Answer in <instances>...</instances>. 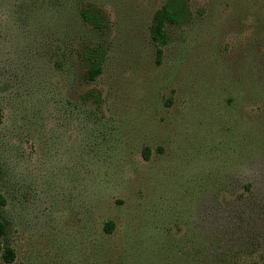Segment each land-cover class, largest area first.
Listing matches in <instances>:
<instances>
[{
    "label": "rangeland",
    "instance_id": "rangeland-1",
    "mask_svg": "<svg viewBox=\"0 0 264 264\" xmlns=\"http://www.w3.org/2000/svg\"><path fill=\"white\" fill-rule=\"evenodd\" d=\"M166 1L0 0L12 264H264V0Z\"/></svg>",
    "mask_w": 264,
    "mask_h": 264
},
{
    "label": "trees",
    "instance_id": "trees-1",
    "mask_svg": "<svg viewBox=\"0 0 264 264\" xmlns=\"http://www.w3.org/2000/svg\"><path fill=\"white\" fill-rule=\"evenodd\" d=\"M81 18L93 25H99V13L92 7H85L80 11ZM189 14L182 0H168L161 8L155 12L149 28L151 41L158 45H163L166 41V26L174 25L179 26L188 21ZM162 53L161 48L158 46L156 50L157 58H160ZM102 57L99 52L91 51L83 59V65L86 69V77L89 81H94L101 74ZM88 97L97 100L94 91L88 92ZM1 122V116H0ZM108 230L112 227L111 223L106 225ZM6 234V227L0 220V257L6 264H12L15 261V251L7 245L3 244V238Z\"/></svg>",
    "mask_w": 264,
    "mask_h": 264
}]
</instances>
